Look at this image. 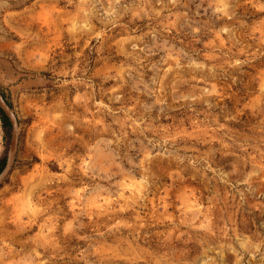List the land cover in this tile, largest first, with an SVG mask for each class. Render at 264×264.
<instances>
[{
  "label": "rangeland",
  "instance_id": "obj_1",
  "mask_svg": "<svg viewBox=\"0 0 264 264\" xmlns=\"http://www.w3.org/2000/svg\"><path fill=\"white\" fill-rule=\"evenodd\" d=\"M0 92V264H264V0H0Z\"/></svg>",
  "mask_w": 264,
  "mask_h": 264
},
{
  "label": "water",
  "instance_id": "obj_2",
  "mask_svg": "<svg viewBox=\"0 0 264 264\" xmlns=\"http://www.w3.org/2000/svg\"><path fill=\"white\" fill-rule=\"evenodd\" d=\"M0 108L8 118L9 122L12 125V138L10 141V146L7 155L6 165L0 173V187L4 184L7 177L12 173L13 168L15 167V163L18 156L19 150V132H18V119L11 105L7 102L4 95L0 92Z\"/></svg>",
  "mask_w": 264,
  "mask_h": 264
},
{
  "label": "trees",
  "instance_id": "obj_3",
  "mask_svg": "<svg viewBox=\"0 0 264 264\" xmlns=\"http://www.w3.org/2000/svg\"><path fill=\"white\" fill-rule=\"evenodd\" d=\"M0 114L3 118L5 129L9 133V130L11 129V123L9 122V120L7 119V117L5 116L4 112L1 109H0ZM7 155L8 154L6 152L0 159V173H2V171L6 165Z\"/></svg>",
  "mask_w": 264,
  "mask_h": 264
}]
</instances>
